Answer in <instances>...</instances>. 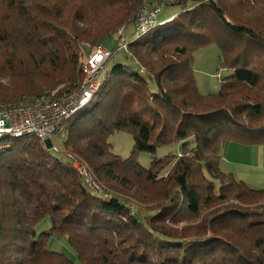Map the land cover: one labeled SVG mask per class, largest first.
<instances>
[{
  "label": "trees",
  "instance_id": "16d2710c",
  "mask_svg": "<svg viewBox=\"0 0 264 264\" xmlns=\"http://www.w3.org/2000/svg\"><path fill=\"white\" fill-rule=\"evenodd\" d=\"M163 4L181 10L160 22ZM113 37L97 100L55 131L63 147L24 135L0 155V264H76L52 236L82 264H264V188L221 168L230 143L264 144V0H0V102L64 97ZM213 43L232 73L204 95L194 56ZM116 131L133 135L127 158Z\"/></svg>",
  "mask_w": 264,
  "mask_h": 264
},
{
  "label": "built area",
  "instance_id": "2783aa9c",
  "mask_svg": "<svg viewBox=\"0 0 264 264\" xmlns=\"http://www.w3.org/2000/svg\"><path fill=\"white\" fill-rule=\"evenodd\" d=\"M123 30L121 27L120 32ZM111 54L105 44H98L83 67L80 86L62 98L24 97L15 102H0V155L11 147L9 139L13 137L34 135L44 144L52 140L61 123L94 97L102 80L103 65ZM74 166L85 175L91 188L98 189L86 163L76 160Z\"/></svg>",
  "mask_w": 264,
  "mask_h": 264
},
{
  "label": "rangeland",
  "instance_id": "374dc122",
  "mask_svg": "<svg viewBox=\"0 0 264 264\" xmlns=\"http://www.w3.org/2000/svg\"><path fill=\"white\" fill-rule=\"evenodd\" d=\"M181 10L179 5H167L163 4L161 6V11L158 14V21L167 20L169 16L176 15ZM133 27H129L126 35L129 33L130 29ZM157 29V26L151 27L148 31L141 35L142 39H145L149 34L150 30ZM105 44L110 48L114 49L118 44L117 38L113 37L106 40ZM124 51L119 50L115 53L113 57H111L106 64V69L112 68V66L119 62L123 56ZM88 55L85 53V58ZM194 70H195V78L200 92L204 95L217 93L221 87V82L227 76L232 73V70L228 67H224L221 65V49L217 43L209 44L198 49L195 52L194 56ZM97 100V95H95L84 107H82L78 112L71 115V117L65 121V124L73 120L76 116L84 112L90 106H92ZM66 135L62 131H58L54 134L53 140L60 147H63L64 139ZM110 141L113 143V151L120 155L122 158H127L134 147V138L130 132L127 131H116L111 137ZM183 142H176L173 144L161 146L158 148L156 153L150 152H141L138 155L140 163L145 167H150L153 159L160 158L169 153H178L182 148ZM52 153L57 154V152L51 147ZM6 156V153L3 154V157ZM222 170L227 171V166L223 164L221 166ZM95 192V191H94ZM97 193V192H96ZM50 227L49 218H46L42 221L37 227V233H41L42 231L47 230ZM48 248L63 252L67 254L70 258L76 261V264H82V262L78 259L76 252L71 248L66 238H57L52 236L48 243Z\"/></svg>",
  "mask_w": 264,
  "mask_h": 264
},
{
  "label": "crops",
  "instance_id": "0c3cea01",
  "mask_svg": "<svg viewBox=\"0 0 264 264\" xmlns=\"http://www.w3.org/2000/svg\"><path fill=\"white\" fill-rule=\"evenodd\" d=\"M226 172H232L238 180L251 186L264 188V144L244 145L230 143L221 160Z\"/></svg>",
  "mask_w": 264,
  "mask_h": 264
},
{
  "label": "water",
  "instance_id": "95a60500",
  "mask_svg": "<svg viewBox=\"0 0 264 264\" xmlns=\"http://www.w3.org/2000/svg\"><path fill=\"white\" fill-rule=\"evenodd\" d=\"M46 145H47V147H50V146L52 145V141H51V139H48V140L46 141Z\"/></svg>",
  "mask_w": 264,
  "mask_h": 264
}]
</instances>
